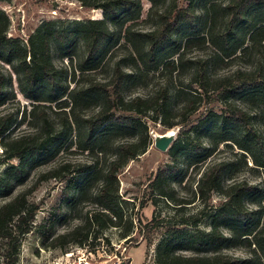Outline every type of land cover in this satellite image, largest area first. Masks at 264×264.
<instances>
[{"label": "rangeland", "instance_id": "rangeland-1", "mask_svg": "<svg viewBox=\"0 0 264 264\" xmlns=\"http://www.w3.org/2000/svg\"><path fill=\"white\" fill-rule=\"evenodd\" d=\"M229 1L142 0L137 11L106 18L102 9L79 0H0V11L9 19L7 36L24 45L46 23L75 29L80 22L106 19L112 39L90 75L109 80L119 66L128 73L122 85L124 97H153L155 109L146 116L116 110L117 118L141 117L150 140L147 151L119 172V193L128 201L125 211L134 223L131 238H122V228L112 227L101 237L80 243L81 236L74 238L69 233L87 212L97 208L94 197L99 182L92 183L71 208L67 179L58 168L65 164L73 169L86 163L102 165L105 158L98 153L100 146L90 143V148H81L85 137L78 139L68 126L59 125L66 116L83 124L98 111L101 100L73 110L70 100L64 104L47 101L50 95L44 88L29 86L22 69L0 60L5 75L0 118L13 117L12 132L0 138V174L20 163L19 158H5L4 144L24 135L32 137L30 146L48 140L39 152L23 150L22 180L11 182L0 193V206L19 197L29 209L23 224L29 231L19 234L16 218L15 226L7 230L9 236L0 239V264H159L158 246L168 231L175 227L196 229L194 224L211 229V216L227 201L228 193L241 195L243 219L253 220L247 228L251 232L242 236L245 229L237 219L221 220L220 229L229 240L220 251L207 254L224 255L225 264H264V88L257 85L264 80V41L254 44L250 34L244 38V33H238L235 45L223 49L216 45L226 33ZM184 8L187 19L194 21L176 29L160 47L158 59L143 64L135 51L143 50L147 58L152 55L143 34L161 27L164 12L173 15ZM75 39L74 50L80 54L81 40ZM52 59L57 66L67 67L64 83L70 89L88 80L79 72L74 75V63L61 58L55 48ZM230 107L242 110L244 117L235 119ZM44 120L50 125L46 131ZM164 121L176 125L169 127ZM172 128L178 130L176 141L168 151L158 150L152 133L163 134ZM141 132V128L126 127L120 130L118 141H136ZM109 146L105 140L101 147L111 155ZM55 169L57 177L42 178ZM211 171V177L219 175L221 190L208 191L209 183L204 185L203 197L197 184ZM160 186L175 200L161 195Z\"/></svg>", "mask_w": 264, "mask_h": 264}, {"label": "trees", "instance_id": "trees-1", "mask_svg": "<svg viewBox=\"0 0 264 264\" xmlns=\"http://www.w3.org/2000/svg\"><path fill=\"white\" fill-rule=\"evenodd\" d=\"M83 5L102 9L106 18H115L114 16L125 15L126 13L138 10L142 0H79ZM124 9V10H123ZM225 9L228 12L226 21V33L221 41L216 43L220 48L229 47L236 44L238 33H244V38L250 34L251 41L256 44L264 41V0H230ZM123 10V11H122ZM122 11V12H121ZM187 8L180 9L177 13L169 15L164 12L161 15L162 25L155 31L147 32L144 37L147 39V49L152 55L146 57L143 50L135 51L138 59L143 64L148 65L159 58L160 47L167 44L178 27L183 26L189 21L184 15ZM121 12V13H120ZM9 25V19L0 11V60L16 64L24 71V77L29 86L33 88H44L50 95L47 101L57 102V104L73 103L74 107L79 105L88 106L92 100H101L98 111L85 118L83 124L77 119L66 116L63 123L59 126L64 128L68 126L71 132H76L78 139L85 137V144L80 147L87 149L92 145L100 146L98 153L103 155L105 161L102 165L91 166L81 164L74 169L69 164L62 165L58 169L64 172L63 177L67 179L66 193L69 199L68 206L75 207L79 203L92 183L99 182L94 197L97 205L93 211L87 212L82 223L75 226L70 235L74 238L81 236V241L94 238L97 239L104 234L107 229L120 227L122 238L130 239L134 229L133 219L128 217L125 211V204L128 201L119 193V172L130 160L145 153L148 149L150 140L148 135V126L141 117L127 116L117 118L116 110L122 109L138 115L146 116L150 112H155L153 97L142 98L135 97L126 99L122 91V85L127 78L128 73L124 72L119 66L116 72L109 80H99L90 75L99 66L100 55L103 49L111 41V31L106 19H90L84 23H78L75 29L56 28L51 23L42 25L35 37L31 39L28 45L16 41L6 34ZM81 40L80 54L76 53V39ZM261 36V38L259 37ZM259 37V38H258ZM245 39H243L244 41ZM242 44L236 45L237 49ZM59 51L61 58H69L74 63V72H79L83 77H88L82 85L70 89L64 82L66 78L65 65L57 66L52 59V50ZM149 53V54H150ZM76 60V64H75ZM116 79V82L113 81ZM5 75L0 71V93L5 90ZM264 88V80L257 83ZM66 97V98H65ZM65 98V99H64ZM157 99V98H155ZM35 108L32 116L35 117ZM231 116L235 119H241L245 113L238 109L230 107ZM165 114V110L162 111ZM173 127L176 123H167ZM81 125H83L81 127ZM13 117L0 118V138L4 139L12 132ZM47 120L43 121V129L46 131L49 127ZM126 127L141 128L142 132L136 141L119 142V132ZM61 128V129H62ZM35 138V137H34ZM32 137L24 135L15 138L12 142L6 143L5 158H19V164H12L0 174V193L11 182L21 181L24 175L25 163L23 161V150L39 152L40 148L48 144V140L36 143L30 146ZM105 140H109V149L111 155L105 147H101ZM110 140H113V143ZM45 173L42 178L57 177L56 170ZM214 171H211L197 184L198 192L205 197L204 185H208L207 190H221V181L219 175L211 177ZM160 194L170 200H175L169 191L160 186ZM241 195L228 193V199L211 216L213 224L211 229L205 230L197 227L190 229L188 227H175L170 229L164 239L160 242L157 250V262L159 264H225L226 257L222 254L208 255V252L220 251L229 240V238L220 229L219 222L227 219H237L240 226L245 229L242 236H247L251 232L247 229L253 224V220L243 219ZM187 202H182L185 204ZM29 209L25 201L18 197L10 202L0 206V239L8 237V229L12 230L14 221L17 218V232L25 234L29 227H24L26 214ZM185 224L191 225L188 221ZM245 237L244 239H247ZM127 239V240H128ZM182 251H192L193 254L186 255ZM17 252V251H16Z\"/></svg>", "mask_w": 264, "mask_h": 264}, {"label": "water", "instance_id": "water-1", "mask_svg": "<svg viewBox=\"0 0 264 264\" xmlns=\"http://www.w3.org/2000/svg\"><path fill=\"white\" fill-rule=\"evenodd\" d=\"M177 134H178V130L176 128H172L171 130L163 134L152 133V137L154 140L153 144L158 150L166 152L169 150L171 145L176 141Z\"/></svg>", "mask_w": 264, "mask_h": 264}]
</instances>
